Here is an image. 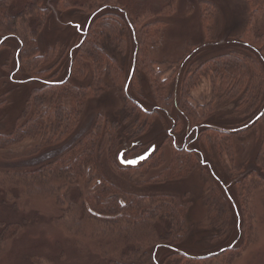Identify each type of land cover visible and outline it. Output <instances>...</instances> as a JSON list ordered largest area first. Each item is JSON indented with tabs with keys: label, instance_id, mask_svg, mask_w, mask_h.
<instances>
[{
	"label": "rangeland",
	"instance_id": "374dc122",
	"mask_svg": "<svg viewBox=\"0 0 264 264\" xmlns=\"http://www.w3.org/2000/svg\"><path fill=\"white\" fill-rule=\"evenodd\" d=\"M27 1L10 0L11 14L21 12ZM61 1L62 4L58 6V0H43L41 7L46 9L45 25L37 38L40 54L49 50L53 52L51 53L53 60L50 63L52 72L59 68L55 67L56 62L64 59L61 71L59 68L57 78L52 81L57 83L66 76L68 68L66 59L80 45L93 21L99 19L101 22L102 17L104 24L109 25L115 19L121 23L128 21V17L132 19L137 17L143 25H150L153 22L160 24L157 43L144 51L149 61L154 62V70L160 72L163 79H170L165 95H171L174 103L166 111L153 103L147 74L141 70L142 68L136 67L138 62L136 63L135 57L138 50L132 40L125 54L119 52L116 44H110L111 40H108L105 43L106 50L116 59L124 71L125 79L127 78L123 94L134 100L143 112L153 114L151 117L147 116L149 126L147 131L134 140L132 137L135 133L132 130L134 118L126 123L122 121L126 111L123 109L124 99L121 90L113 88L109 80L105 79L106 90L104 89L99 100H91L85 105L80 118V129L72 137L62 144H52L50 147H41V140H25L16 147L0 151V171L32 169L54 159L64 148H68L78 137L90 130L98 114H103L110 121L120 125L119 131L123 133L121 144L130 146L133 143L129 150L132 153L136 152L135 156L153 147L160 150L159 156L166 165L172 151L170 144L174 143L176 147L185 146L189 150H195L203 168H197L193 174L180 182H167L165 185L162 184L163 186L141 185L140 183L157 176L156 171H150L144 176L130 172L127 174H131L129 179L132 182L125 181L110 173L105 151L101 154L100 167H104L101 169L104 176L109 181L119 183L124 190L132 191L136 195L163 193L189 203L187 214L185 218L183 217L186 234L181 236V243L177 246L167 243H155L153 246L152 242L156 239L153 235L142 238L131 235L127 243L121 239L117 240L116 236L97 235L99 230L88 226L84 221H79L73 210L74 214L60 223L57 220H60L61 213L53 206L51 200L29 194L28 197L22 195L20 200L14 201V208L5 206L0 199V223L21 225L18 233L2 246L0 264L119 263L117 256L121 253L133 254V244L137 241L141 243L142 252L139 255L142 257L137 255L141 261H123L122 264H225L224 258L230 254L224 252L237 248L241 239H247L242 238L243 234L240 231L242 214L239 199L246 200L250 209L249 217L253 213L256 235L254 234L252 243H248L242 251L237 252V256L228 264H264V187L250 190L247 196L241 193L243 179L249 172L257 169L254 156L260 143L262 126L259 123L244 137L237 138L233 168L224 157H217L211 148L207 153L195 139V130L202 126H213L234 134L255 123L257 116L264 109V77L255 80L253 84L254 91L261 90L260 105L254 104V109H249L236 108L237 102L230 101L229 97L219 93L218 86H213L207 78L196 75L195 80L193 78L195 87L189 91V104L197 108V113L204 118L208 116L209 119L206 118L201 126L189 125L191 127L189 128L186 116L175 103V99L178 98V85L184 78H191L187 76V72L199 63L228 53L229 50L245 49L249 53L253 51L240 40L248 17L245 0H175V10L173 14L170 12L168 18L154 15L161 14L174 0ZM201 2H208L217 10L213 24L209 26L208 35L204 34L201 27L199 6ZM76 25L80 27L77 28ZM1 43L4 45L0 48V99L3 101L5 97L8 105L0 109V132L6 133L25 116L26 100L34 89L41 86L42 81L29 79L20 73L21 67L13 62L9 63L7 70L3 69L2 66L9 60L11 47L14 52L17 46L10 37H0ZM260 59L259 57L264 74V63ZM133 76L135 85L132 88L129 81ZM66 79L77 86L90 83L89 80L79 84L70 77ZM254 97L252 102L255 103L256 92ZM177 122L180 125L178 132L174 130ZM128 134H131V141L126 137ZM133 156H125L124 159L121 156V160L125 161V158ZM119 160L114 155L115 165L119 164ZM211 187H215L216 192L211 193L213 192L210 191ZM215 198L225 200L227 213L224 217H220L219 214L217 220L213 221L210 210L214 211L216 208ZM75 199L73 196V202ZM224 222H228L227 227ZM168 224L165 219L156 222L153 225L155 235L157 237L162 235ZM223 229L228 231L222 234Z\"/></svg>",
	"mask_w": 264,
	"mask_h": 264
},
{
	"label": "trees",
	"instance_id": "16d2710c",
	"mask_svg": "<svg viewBox=\"0 0 264 264\" xmlns=\"http://www.w3.org/2000/svg\"><path fill=\"white\" fill-rule=\"evenodd\" d=\"M105 1L107 0L102 2ZM42 2L43 0H28L23 10L14 15L10 12V0H0V37H10L17 46L14 52L11 47L9 60L2 68L7 70L9 63L13 62L21 67L20 73L25 74L29 79L42 81L41 86L34 89L26 100L25 116L10 131L0 132V151L16 147L25 140H41V147L64 143L80 129V118L85 105L91 100H99L104 89L106 90L105 79L109 80L113 88L121 90L124 99L123 109L126 111L122 121L126 123L134 118L132 125V130L135 132L132 136L134 140L138 135H143L149 128L147 116L151 117L153 114L143 112L134 100L125 97L123 92L127 78L125 79L124 71L116 59L108 54L105 43L111 40L110 44H116L119 52L125 54L132 40L138 50L135 59L140 67L138 65L136 67L142 68L141 70L147 74L153 103L159 109L166 111L174 103L171 95H165L170 79H163L160 72L154 70V62L149 61L144 51L157 43L160 24L153 22L150 25H143L137 17L134 19L128 17V21L121 23L115 19L109 25L104 24L102 17L101 22L99 19L93 21L80 41V45L66 59L68 60L66 76L56 83L52 80L57 78L64 59L61 58L56 62L55 67L59 66V68L56 72H52L50 63L53 60L51 54L53 52L49 50L47 53L40 54L37 46V38L45 25L46 9L41 7ZM174 3L175 0L168 4L161 14L154 16L168 18L170 12L173 14L175 10ZM245 3L248 17L240 40L254 52L249 53L245 49L229 50L228 53L197 63L193 70L187 72V76L191 78H184L178 85V98L175 99V103L186 116L188 126H201L208 118L197 113V108L189 104V91L195 87L193 78L195 80L196 75L207 78L211 85L218 86L219 93L229 97L230 101L237 102L236 108L254 109V104L260 105L261 90L254 91L253 84L255 80L264 77L259 62L260 57L261 62L264 63V0H245ZM61 4L62 1L58 0V6ZM199 6L201 27L204 34L208 35L209 26L213 24L217 10L208 2H201ZM161 23L165 24L163 21ZM3 45L4 43H1L0 48ZM67 77L79 84L87 80L90 83L77 86L66 79ZM134 80L135 76L129 81L132 88L135 85ZM255 92L257 98L254 103L252 99L256 97H254ZM3 99V101L0 99V109L8 105L5 97ZM257 117L255 123L234 134L213 126H202L195 130L197 143H200L207 153L211 148L217 157H224L233 168L237 138L244 137L260 123L263 131L254 156L257 169L249 172L242 181L241 193L246 196L250 190L264 187V109ZM174 128L177 132L180 130L178 122ZM119 130V124L110 121L103 114H98L90 130L78 137L68 148H64L54 159L32 169L0 171L1 203L14 208V201L20 200L22 195L28 197L29 194H35L34 196L41 199L51 200L53 206L59 209L61 218L57 221L60 223L76 212L75 217L79 221H84L88 226L99 230L97 235L116 236L117 240L121 239L126 243L130 241L131 235L141 238L153 235L156 238L152 242L153 246L155 243L179 245L181 236L186 234L183 220L189 203L163 193L136 195L132 191L124 190L119 183L109 181L104 176L101 171L104 167H100L101 154L105 151L110 173L116 174L125 181L132 182L129 179L131 174H127L130 172L144 176L150 171H156L157 176L140 184L165 185L167 182L183 181L197 168L202 169L203 165L198 153L185 146L176 147L174 143H171L170 160L164 165L162 157L159 156L160 150L154 148L153 151V147L135 156L136 152L132 153L129 150L133 143L130 146L121 144L123 133L121 134ZM126 137L131 141V134ZM150 150L152 151L147 159L135 166L122 165L120 160L119 164L115 165L114 155L118 159L121 156L124 159L125 156L134 155L125 158L127 162L144 156ZM24 191L25 194H23ZM210 191L216 192L215 187H211ZM73 196L76 197L75 202L72 200ZM215 200L216 208L214 211L210 210L213 221L217 220L219 214L220 217H224L227 213L225 200L223 198H215ZM208 202H210L209 199ZM239 204L242 214L240 231L243 234L242 238L247 237V239H241L237 248L227 249L224 252L230 254L224 258L225 264L231 262L232 258L237 256L236 253L242 251L248 243L251 244L256 235L254 216L251 213L249 217L250 209L246 200L239 199ZM164 219L169 224L165 232L157 237L153 225ZM224 223L227 227L228 222ZM19 229H21L19 223H0V251L4 243L15 236ZM95 230L92 231L95 232ZM227 231L228 229H223L222 234ZM140 244L139 241L133 244V254L118 255V261L121 262L119 263L141 261Z\"/></svg>",
	"mask_w": 264,
	"mask_h": 264
},
{
	"label": "water",
	"instance_id": "95a60500",
	"mask_svg": "<svg viewBox=\"0 0 264 264\" xmlns=\"http://www.w3.org/2000/svg\"><path fill=\"white\" fill-rule=\"evenodd\" d=\"M257 119H258V118H256V120H257ZM151 151H152V150H150L147 154L144 155V157H146L145 159H140V158L135 159V160L137 161L136 163L129 164V163L126 162V163H121V164H122V165H126V166H135V165H137L138 163H140V162L146 160L147 157L150 155ZM120 162H121V157H120Z\"/></svg>",
	"mask_w": 264,
	"mask_h": 264
},
{
	"label": "snow or ice",
	"instance_id": "6c2138e0",
	"mask_svg": "<svg viewBox=\"0 0 264 264\" xmlns=\"http://www.w3.org/2000/svg\"><path fill=\"white\" fill-rule=\"evenodd\" d=\"M77 28L80 27V25H76ZM153 151L155 150L154 148L152 149ZM146 157L144 156H141L140 159H145ZM121 162H124V160L122 159ZM137 161L136 160H130V161H127V163L129 164H133V163H136Z\"/></svg>",
	"mask_w": 264,
	"mask_h": 264
},
{
	"label": "flooded vegetation",
	"instance_id": "af4514ba",
	"mask_svg": "<svg viewBox=\"0 0 264 264\" xmlns=\"http://www.w3.org/2000/svg\"><path fill=\"white\" fill-rule=\"evenodd\" d=\"M124 163H126V161H124Z\"/></svg>",
	"mask_w": 264,
	"mask_h": 264
}]
</instances>
